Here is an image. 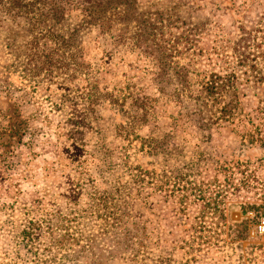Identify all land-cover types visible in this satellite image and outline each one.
Listing matches in <instances>:
<instances>
[{
	"label": "rangeland",
	"instance_id": "1",
	"mask_svg": "<svg viewBox=\"0 0 264 264\" xmlns=\"http://www.w3.org/2000/svg\"><path fill=\"white\" fill-rule=\"evenodd\" d=\"M183 1L194 5L183 17H191L204 32L205 41L216 31L236 39L241 27L259 30L258 39L264 35V0ZM61 31L66 34L67 28ZM92 36L88 34L87 41ZM121 43L124 46H120L117 56L104 59L106 71L94 76L100 88L111 89L115 79L130 78L151 94L155 87L150 70H145V60L130 40L124 38ZM101 58L92 51L87 60L100 65ZM3 59L0 264L90 262L91 253L87 258H75L77 245L64 251L56 246L50 231L84 240L99 235L102 211L94 202L110 182L120 179L125 183L129 167L157 173L181 168L184 184L187 177L195 176L194 187L212 198V208L207 209L199 201L176 214L173 209L178 205L172 200L151 206L134 202L145 220L151 218V213L161 216L160 240L156 242L157 231L146 223V231H123L118 235L122 254L111 258L105 253L101 257L98 250L92 252L98 261L155 264L163 250L174 252L168 264H264V232L260 228L264 222V145L250 144L230 129L213 132L207 138L208 133L185 131L182 120L175 128L162 112L156 124L123 131L119 128L127 120L119 108L106 102L90 112L83 98V84L70 88L65 81L70 74L67 69L54 70L52 77L41 73L35 78L38 84L13 68L5 69L11 61ZM164 86L169 92L176 88L174 83ZM165 135L170 136L166 139L168 152L150 154L144 142L151 137L163 140ZM234 186L238 190L234 191ZM23 231H43L45 237L28 243L22 237ZM152 240L156 254L150 253ZM96 246L107 247L100 241Z\"/></svg>",
	"mask_w": 264,
	"mask_h": 264
},
{
	"label": "trees",
	"instance_id": "2",
	"mask_svg": "<svg viewBox=\"0 0 264 264\" xmlns=\"http://www.w3.org/2000/svg\"><path fill=\"white\" fill-rule=\"evenodd\" d=\"M193 6L183 0H0V61L10 59L5 69L13 68L38 84L35 78L41 73L52 77L54 70L67 69L70 74L65 81L70 88L83 84L90 112L106 102L119 108L127 120L119 128L123 131L156 124L162 112L175 128L182 120L185 131L208 133L207 138L230 129L250 144L264 145V35L258 39L259 30L241 27L236 39L216 31L205 41L202 29L190 16L183 17ZM62 27L67 28L66 34ZM84 32L93 35L90 41ZM124 38L145 60V70H150L155 87L151 94L130 78L115 79L114 87L102 89L94 77L106 71V57L120 53ZM92 51L102 55V64L87 60ZM172 83L176 88L169 92L164 85ZM167 138L151 137L144 146L150 154H165ZM128 170L125 183L110 182L94 202L102 211L100 234L84 240L50 231L56 246L64 251L77 245L73 252L77 260L91 253L87 264H103L92 252L111 258L122 254L117 237L123 231H146L144 225L150 223L152 231H157L156 242L160 240L161 216L151 213L145 220L134 202L151 206L172 200L178 205L173 209L176 214L199 201L212 208V198L194 187L195 176L187 177L184 184L181 168L161 173L142 167ZM22 237L33 243L45 236L43 231H23ZM97 241L107 247L99 248ZM154 244L152 240L150 253L156 254ZM174 256L162 250L155 264H168Z\"/></svg>",
	"mask_w": 264,
	"mask_h": 264
},
{
	"label": "built area",
	"instance_id": "3",
	"mask_svg": "<svg viewBox=\"0 0 264 264\" xmlns=\"http://www.w3.org/2000/svg\"><path fill=\"white\" fill-rule=\"evenodd\" d=\"M260 228H261V230H263V232H264V222H263V226H261Z\"/></svg>",
	"mask_w": 264,
	"mask_h": 264
}]
</instances>
